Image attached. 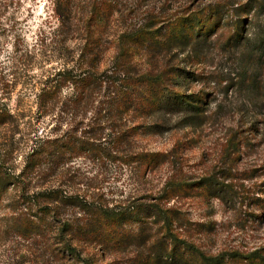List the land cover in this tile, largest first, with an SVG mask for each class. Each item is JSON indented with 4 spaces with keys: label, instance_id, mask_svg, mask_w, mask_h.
<instances>
[{
    "label": "trees",
    "instance_id": "16d2710c",
    "mask_svg": "<svg viewBox=\"0 0 264 264\" xmlns=\"http://www.w3.org/2000/svg\"><path fill=\"white\" fill-rule=\"evenodd\" d=\"M15 1L0 0V11ZM50 1L60 23L58 31L76 32V15L82 2ZM123 3L124 0L88 3L84 7L87 19L83 22V44L72 59L65 57L62 67L41 83L37 106L42 119L51 118L57 125L67 123L71 127L60 134L52 131L54 139L49 135L29 139V175L45 180L44 186L59 171L63 170V176V168L78 160L91 161L99 167H122L131 175L144 176L166 165L170 160L168 154L141 152L139 139L159 134L170 117L180 118L186 127L204 122L213 104L212 94L189 92L193 85L205 80L198 67L217 46L226 52L236 53L243 47L246 50L240 78L225 92L237 88L250 98H261L259 72L264 39L254 43L246 38L244 24L231 30L233 26L226 21L227 11L221 3L166 21L151 15L143 26L140 21L122 28L114 37L113 56L105 61L111 52L106 46L108 33L114 23L122 20ZM256 9L247 3L237 11L252 16ZM222 33L229 35L222 38ZM141 60H146L147 67ZM63 114L67 115L66 120ZM20 125L9 110L0 109V127L13 126L18 131ZM256 135L255 130L248 140ZM248 140L234 137L225 146V160L230 166L240 160L247 145L254 146ZM26 176L29 177L26 173L12 175L0 163V207L11 185ZM225 188V183L217 178L189 182L172 175L155 195L111 203L100 198H82L64 191L60 185H49L21 198L37 212L30 217L16 212L13 228L27 240L50 242L49 251L58 250L63 258L77 264H95V255L85 258L89 249H96L105 258L121 256L126 264H264L261 252L233 257L210 255L180 232L188 221L169 207L171 202L179 197L219 194Z\"/></svg>",
    "mask_w": 264,
    "mask_h": 264
},
{
    "label": "rangeland",
    "instance_id": "374dc122",
    "mask_svg": "<svg viewBox=\"0 0 264 264\" xmlns=\"http://www.w3.org/2000/svg\"><path fill=\"white\" fill-rule=\"evenodd\" d=\"M80 1L76 32L69 33L58 31L60 23L50 0H16L14 5L10 3V7L0 11V109L9 110L21 124L18 131L13 126L0 127V163L12 175L26 173L30 177L11 185L0 207V264H77L63 258L58 250H54L56 254L49 251L50 242L27 240L14 232L16 212L29 217L37 212L32 206L29 209L22 197L32 196L49 185H60L72 195L116 203L155 195L172 175L189 182L217 178L227 187L219 194L179 197L169 204L188 221L186 228L180 230L187 240L213 256L264 253V59L259 72L260 99L250 98L237 88L225 92L240 78L242 60L246 57L244 47L235 53L217 46L198 67L205 80L193 85L189 93L205 91L213 99L202 124L186 127L180 118L170 117L159 134L141 136V152L170 156L169 162L158 171L148 176L131 175L122 167H99L91 161L78 160L66 165L65 174L61 176L63 170L59 171L52 182H46L47 186L45 180H35L29 175L28 157L32 149L29 139L35 135L54 139L52 131L60 134L71 128L67 123L57 125L51 118L42 119L37 95L41 83L62 67L65 57L72 59L84 42L83 22L87 19L84 7L94 0ZM217 3L227 11L226 21L231 22V30L244 24L246 38L254 43L264 39V0H124L122 20L114 23L108 33L106 46L111 52L105 61L113 56L114 37L122 28L140 21L143 26L151 15L166 21ZM247 3L257 7L252 16L237 11ZM141 64L147 67L146 60H141ZM62 117L66 120L67 115ZM255 130V139H249L254 146L247 145L240 160L230 166L225 160V146L234 137L247 141ZM89 255H95V264H126L121 256L105 258L96 249L87 250L85 258Z\"/></svg>",
    "mask_w": 264,
    "mask_h": 264
}]
</instances>
